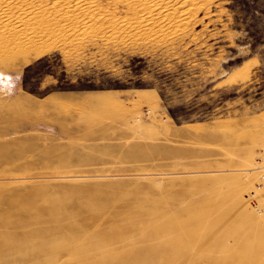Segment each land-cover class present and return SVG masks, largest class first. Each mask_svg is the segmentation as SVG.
<instances>
[{
  "label": "rangeland",
  "instance_id": "obj_1",
  "mask_svg": "<svg viewBox=\"0 0 264 264\" xmlns=\"http://www.w3.org/2000/svg\"><path fill=\"white\" fill-rule=\"evenodd\" d=\"M11 1L0 0L11 18L19 5L35 8L16 27L7 25L12 32L0 31L4 198L27 201L43 188L64 197L63 210L74 213L101 188L100 201L114 192L123 207L136 194L178 195L172 210L182 211L221 189L230 195L204 222L239 200L254 213L238 232L212 235L211 250L197 254L196 238L166 264H225L250 232L264 235L257 213L263 206L251 196L261 171L250 169L264 164V19L258 12L264 0ZM80 219L96 220L88 212ZM3 224V235H22L21 227ZM145 227L99 254L122 245L157 246L172 235L143 241ZM76 255L61 249L44 264H81ZM253 259L245 264H262L264 249Z\"/></svg>",
  "mask_w": 264,
  "mask_h": 264
},
{
  "label": "bare ground",
  "instance_id": "obj_2",
  "mask_svg": "<svg viewBox=\"0 0 264 264\" xmlns=\"http://www.w3.org/2000/svg\"><path fill=\"white\" fill-rule=\"evenodd\" d=\"M6 4L8 3L6 2ZM29 7L31 9L35 8L33 5L27 7L19 5L18 8L15 7L18 10L13 18H11L7 10L0 8V20L2 21L3 18L7 23L0 21L2 23L0 25V31L7 30V25H12L10 27L13 28L22 23L24 15L29 14H26V12L30 11L27 10ZM257 162L259 163L253 167L251 166L250 169L258 170V172L262 171L264 164L261 165V161ZM5 189L6 187L4 185L0 186V220L5 226L11 225L14 228L21 227L23 233L21 236H18L13 233L12 235H3L5 233L1 232L0 264H31L32 262L44 264L48 259L56 260L58 250L66 248L73 249L79 254L73 258L80 261L81 264H166L176 259L178 255L181 256L191 241L199 240V247L195 251L200 255V253L211 250L216 243L211 244L210 238L212 235L226 236L227 234L238 232L243 229L244 223L255 219L254 213L249 211L246 208L247 206L244 207V200H239L235 203L233 202V204L231 203L232 205H228L225 210L223 209L221 213L217 214L212 223H208V221L204 222L205 220L202 218L208 212L217 208L230 195L229 190L221 189L212 190L200 199L196 205H188L182 211H173L172 202L174 203L176 201L178 195L172 196V199H167L162 194L160 196L149 193L136 194L134 202L129 206L123 207L119 204V195L114 192L108 195L109 201L106 203L100 201L97 197L102 190L101 188H95L89 193L87 198L79 202L78 209L74 213H67L63 210L64 197L50 195L43 188L35 190L28 197L27 201H20L19 196L13 195L4 198L2 192ZM19 194L22 196L24 192L19 191ZM251 196L257 198V201L262 204L263 208L258 209L257 213L263 216L264 189L258 186V182L255 184ZM84 212L92 214L96 220H81V214ZM167 213L170 214V218L168 217V220H162V217ZM106 217L110 218L102 220ZM191 221L199 224L197 226L194 225L195 227L192 229L184 228ZM154 222L156 223L153 224ZM61 226H63V230L59 229ZM255 226L257 227V225ZM143 227L147 229L141 235L140 240L143 241H147L151 237L163 236L170 231H172V235L168 239H161L157 246L144 245L140 247L122 245L123 247L120 249L110 250L103 255L99 254L98 251L100 248L117 242L123 236L131 235L132 231L138 232ZM177 229H181V231L178 232ZM257 231L250 232L249 236L237 244L235 249L234 246L231 248V250H234L230 255H227V262L225 264H245V258L253 261V258L258 256L259 251L264 249V235L263 232L261 234ZM221 238L219 237V239ZM253 239L254 241H252ZM222 248L223 250H228L230 246L222 245ZM83 250L88 251L81 253ZM95 255L101 256L95 257ZM75 259L70 258L69 260L72 262ZM217 263L216 260H213L210 264ZM262 264H264V260Z\"/></svg>",
  "mask_w": 264,
  "mask_h": 264
},
{
  "label": "trees",
  "instance_id": "obj_3",
  "mask_svg": "<svg viewBox=\"0 0 264 264\" xmlns=\"http://www.w3.org/2000/svg\"><path fill=\"white\" fill-rule=\"evenodd\" d=\"M258 12H260L262 14V19H264V8L262 10L258 11ZM255 34H256V32H253L252 33V36L255 37ZM257 43H258V40H254L253 43H252V46H255ZM46 58H47L46 56L40 57L32 65L36 66L41 60L46 59ZM30 66L31 65H29L28 67H26V71H27V69L30 68ZM117 83L118 82H116V84L113 85V87H115V88L120 87V85L117 84ZM73 88H75V87L74 86H63V87H60V89H73ZM79 88L81 89V88H91V87H83V86H80Z\"/></svg>",
  "mask_w": 264,
  "mask_h": 264
},
{
  "label": "built area",
  "instance_id": "obj_4",
  "mask_svg": "<svg viewBox=\"0 0 264 264\" xmlns=\"http://www.w3.org/2000/svg\"><path fill=\"white\" fill-rule=\"evenodd\" d=\"M258 186L262 187L264 189V169L261 171V174L259 176V183ZM260 209V208H258ZM263 220H264V213L262 214Z\"/></svg>",
  "mask_w": 264,
  "mask_h": 264
}]
</instances>
